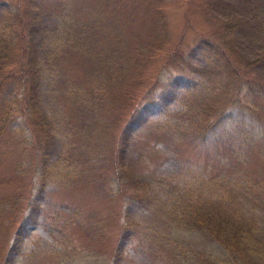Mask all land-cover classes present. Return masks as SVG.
Wrapping results in <instances>:
<instances>
[{"label":"rangeland","instance_id":"1","mask_svg":"<svg viewBox=\"0 0 264 264\" xmlns=\"http://www.w3.org/2000/svg\"><path fill=\"white\" fill-rule=\"evenodd\" d=\"M263 31L264 0H0V264L14 248L9 264H184L175 242L222 255L166 214L138 210V194L169 207L159 177L192 205L216 201L264 227V95L244 105L256 141L231 135L237 91L264 79ZM171 82L173 100L121 144ZM219 116L224 136L202 140ZM123 208L139 215L121 244Z\"/></svg>","mask_w":264,"mask_h":264},{"label":"trees","instance_id":"2","mask_svg":"<svg viewBox=\"0 0 264 264\" xmlns=\"http://www.w3.org/2000/svg\"><path fill=\"white\" fill-rule=\"evenodd\" d=\"M236 26V24L234 25ZM264 32V31H263ZM260 59V58H258ZM257 59V60H258ZM264 60V58H261ZM176 83V82H175ZM174 82L167 84L165 89V95L159 97V100L155 103H147L140 109V111L131 118L128 123H126L125 128L122 132L121 144L126 141L129 137H132L136 130V127L141 126L148 115L153 116L155 114L156 105L158 102H165L166 99L173 100L172 97L176 96L177 88ZM241 84L239 83V86ZM246 93L241 94V87L239 91L236 93V99H234L233 104L237 105L238 108V117L241 118L238 123V127L235 132H233L232 138L235 139L236 142H239L243 146H247L256 141V136L254 130L250 129L246 125L245 115L248 112L246 110L245 101L247 96H253L254 94L264 95V79L251 78L247 82ZM31 99L28 98L25 103V107L23 111H28V106L30 104ZM220 119L213 121L206 125L203 130L200 131V137L202 140L207 133H211L213 138L220 140L224 136V133L221 132L220 135H216V132L219 131L221 127L222 117L219 116ZM10 118V117H9ZM7 118H0V134L3 131V127L7 124ZM260 134V132H259ZM264 135V133H262ZM261 138L260 140H262ZM231 140V139H230ZM264 167V166H263ZM259 168L255 174H257L260 178L263 173L262 168ZM256 169V168H255ZM254 169V170H255ZM264 176V175H263ZM251 177H243L240 180V188L243 191L248 192L250 186ZM153 183L156 185H162V191L170 197V205L169 207L165 204L159 203L160 199L158 198L156 203V207H154L151 201H147L146 197H142L140 194L134 196V201H137L139 205L137 208H143V212H152L153 216L155 212L164 213L166 217H168L169 226L173 227L176 230H185L187 233H195L197 235L202 234L201 236L204 238H208L209 242L214 244L216 249L223 250L222 255H217L214 257L212 250L209 248L204 249L202 252H194L191 253L178 243H173L172 248L181 255H185L184 259L186 263L184 264H195V262H203L206 261L207 264H264V227H261L258 224L253 223L249 218H243L242 216H238L237 214H231L226 209L223 208V204L213 201L212 203H208V205L203 204L204 206L192 205L191 198L188 195L184 194L182 188H178L176 185L170 182V180L166 181L163 177H159V179L153 180ZM148 185V184H146ZM261 190L264 191V178L262 179ZM260 193V192H258ZM257 196V195H255ZM247 200H251L255 197L246 196ZM245 198V199H246ZM264 204V201H263ZM37 207V206H34ZM33 207V210L30 212L28 217H25L22 220V226L16 231L17 237H23L24 234L29 235L28 228L30 226L29 223H32L33 215L36 210ZM124 212L123 219L125 220L123 226L124 232L120 235L121 244L128 242L129 236L132 233V225H134L135 217L138 212H134L131 216L132 210L123 208ZM186 212V213H185ZM144 213V214H145ZM139 215V214H138ZM14 249L10 250V257L5 262L9 264L13 263V255ZM193 252V251H192ZM218 261V262H216ZM115 264H119L116 261Z\"/></svg>","mask_w":264,"mask_h":264}]
</instances>
